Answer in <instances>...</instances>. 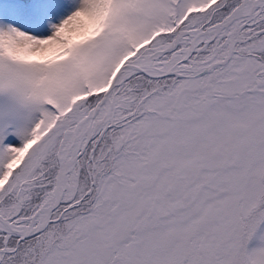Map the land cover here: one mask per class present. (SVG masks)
<instances>
[{"label":"snow or ice","instance_id":"6c2138e0","mask_svg":"<svg viewBox=\"0 0 264 264\" xmlns=\"http://www.w3.org/2000/svg\"><path fill=\"white\" fill-rule=\"evenodd\" d=\"M0 264H264V0H0Z\"/></svg>","mask_w":264,"mask_h":264}]
</instances>
